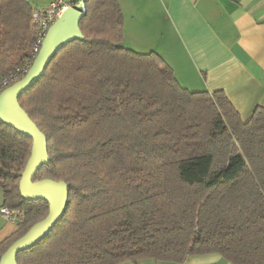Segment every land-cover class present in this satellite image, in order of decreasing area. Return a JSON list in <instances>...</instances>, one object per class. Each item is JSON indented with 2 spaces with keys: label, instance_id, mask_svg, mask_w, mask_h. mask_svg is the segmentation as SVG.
<instances>
[{
  "label": "trees",
  "instance_id": "obj_1",
  "mask_svg": "<svg viewBox=\"0 0 264 264\" xmlns=\"http://www.w3.org/2000/svg\"><path fill=\"white\" fill-rule=\"evenodd\" d=\"M74 40L19 103L47 137L34 181L68 185L66 211L18 264L183 263L218 253L264 264V107L244 122L224 91H191L156 51L123 46L119 0H85ZM29 0H0V92L37 38ZM18 76L2 85L3 79ZM32 139L0 119V188L20 209L0 259L49 213L19 190Z\"/></svg>",
  "mask_w": 264,
  "mask_h": 264
},
{
  "label": "crops",
  "instance_id": "obj_2",
  "mask_svg": "<svg viewBox=\"0 0 264 264\" xmlns=\"http://www.w3.org/2000/svg\"><path fill=\"white\" fill-rule=\"evenodd\" d=\"M122 45L156 51L191 91L225 92L244 122L264 107V0H119ZM4 194L0 188V208ZM18 230L0 214V243ZM122 264H232L218 253L183 263L141 259Z\"/></svg>",
  "mask_w": 264,
  "mask_h": 264
},
{
  "label": "water",
  "instance_id": "obj_3",
  "mask_svg": "<svg viewBox=\"0 0 264 264\" xmlns=\"http://www.w3.org/2000/svg\"><path fill=\"white\" fill-rule=\"evenodd\" d=\"M85 12V0L70 6L49 28L26 74L0 92L1 121L32 139L31 154L19 182L20 194L25 200H47L50 203L48 215L9 246L1 256L0 264H18L17 255L45 238L65 214L69 199L68 185L49 178L34 181L38 170L50 159L47 137L20 105L19 97L39 80L62 47L74 40H85L80 29Z\"/></svg>",
  "mask_w": 264,
  "mask_h": 264
},
{
  "label": "built area",
  "instance_id": "obj_4",
  "mask_svg": "<svg viewBox=\"0 0 264 264\" xmlns=\"http://www.w3.org/2000/svg\"><path fill=\"white\" fill-rule=\"evenodd\" d=\"M34 1L37 2L33 4V22L37 27V38L33 48L32 57L23 68L18 69L19 74L26 73L29 70L34 58L41 49L42 42L45 39L51 25L58 18H60L70 6H76L81 2V0H48V3L39 4L38 1L40 0ZM17 77L18 76L16 75L11 76L10 79L4 78L2 85L10 83ZM0 214L16 222L18 218L23 215V211H21L20 209H12L7 206H3L2 208H0Z\"/></svg>",
  "mask_w": 264,
  "mask_h": 264
},
{
  "label": "rangeland",
  "instance_id": "obj_5",
  "mask_svg": "<svg viewBox=\"0 0 264 264\" xmlns=\"http://www.w3.org/2000/svg\"><path fill=\"white\" fill-rule=\"evenodd\" d=\"M31 4H34V3H37L35 2L34 0H29ZM67 1H70V0H67ZM39 4H44V3H48V0H40L38 1Z\"/></svg>",
  "mask_w": 264,
  "mask_h": 264
}]
</instances>
